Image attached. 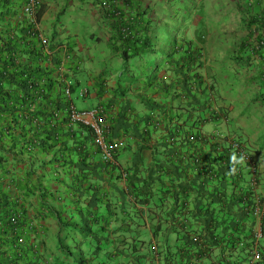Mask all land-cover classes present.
<instances>
[{
  "label": "trees",
  "instance_id": "1",
  "mask_svg": "<svg viewBox=\"0 0 264 264\" xmlns=\"http://www.w3.org/2000/svg\"><path fill=\"white\" fill-rule=\"evenodd\" d=\"M28 1L0 0V264H146V217L188 227V235H176L179 250L166 254L175 264L209 257L210 238L233 247L247 240L250 228L232 218L246 214L238 206L250 194L230 193L240 168L232 163L234 147L225 141L218 149L204 129L218 125L227 135L210 94L221 89L225 104L234 89L254 90L264 69L238 75L249 67L241 54L264 48V41L255 45L228 33L211 43L208 28L191 33V25L207 20L206 0H65L47 24L49 5L37 0V27L23 14ZM235 4L245 9L240 0ZM71 6L86 31L62 24ZM246 18L251 36L264 33L263 16ZM53 20L63 28L54 26L47 37ZM257 52L264 57V49ZM231 59L241 65L231 68ZM83 86L108 107L103 135L119 166L102 159L89 127L70 130L66 111L84 98ZM140 86L151 87L149 94L128 99ZM250 98L264 108V87ZM190 119L198 125L187 126ZM168 140L170 151L163 152ZM168 237L157 235L160 244Z\"/></svg>",
  "mask_w": 264,
  "mask_h": 264
},
{
  "label": "clouds",
  "instance_id": "2",
  "mask_svg": "<svg viewBox=\"0 0 264 264\" xmlns=\"http://www.w3.org/2000/svg\"><path fill=\"white\" fill-rule=\"evenodd\" d=\"M215 3L217 4V2ZM218 5L219 6L221 5L222 7V5L226 6L227 3L224 2L223 0V2L221 4L218 3ZM36 11L37 9L35 8L34 15L32 17H29L25 13L23 14L25 15L26 18L29 19V21L35 22V25L37 27V26H41V24L36 21ZM243 21L245 22V19ZM213 28H221V26L220 27L213 26ZM214 67L219 69L218 64H215ZM110 80L112 82L113 80H115V78L111 76ZM79 82H83V81L79 80ZM220 87L221 86H219V88ZM70 89H71L70 85H67L66 95L68 96L71 95ZM134 89H137V88H134ZM150 90H151V87H146V86H140L138 90L132 89L128 92L129 95L131 96V98H128V99L134 100L135 98L140 97L141 93H143V95L144 94L147 95L149 94ZM219 90L222 91L221 89ZM219 90L213 91L210 94V98H211V104L213 106V110L217 111L218 115H220L219 120L224 121L222 123V126H224L226 123L234 125L238 121L239 118H243V117L247 118V116L245 115L239 116L240 112L246 106V104L244 105L239 104V101L241 100V96H242L240 93L241 91L239 92V94L237 93L236 96L234 94L235 97L233 98L231 96L232 94L228 95V97H226L225 104H224L223 102H221V98L218 97V95H221L218 92ZM236 91L238 92V90ZM91 92L92 91L87 90L83 86L79 91V97H84L82 98L84 100L88 99L90 97ZM92 96L95 97V94L92 93ZM232 99H234V101H232ZM103 101L98 100V102L94 104L92 107H87V108H82L76 105V103H74V105H71V111L70 112L66 111L67 116H69V119L72 122L69 124V127H70V130L73 129L74 127L79 126L80 124L89 127V129L92 132L91 136H92L93 144L96 145L97 148L100 149L101 154H102V159H104L107 162H110L111 164L119 166L120 162L115 159V156L112 153V149L114 148H110V146L106 142L105 136L103 135L105 144L107 145L108 151H109L108 153H105L102 146L99 145L97 142V134L95 132L94 127L92 126V124L95 123V124L101 125L103 127V130L106 127V120H107L106 117L108 113V109H107L108 107L103 105L105 103ZM234 104L236 107H237V104L240 105V111L237 113V116H234L236 114L232 113L230 109V107ZM224 107L227 109L224 110ZM73 110L79 112V114L81 115L80 119L74 120L71 117ZM222 112L224 114H222ZM86 113H92L94 117L90 118L86 115ZM228 116L231 119L230 121H229ZM255 116H251V117H253L255 120ZM156 117L158 118L157 121L155 122L156 125H163L164 123L163 121L159 120V116H156ZM262 118H264V113H263ZM247 119H248L247 122H249V118ZM260 121L262 124L260 127L264 128V122L262 121V119ZM224 127L227 129L226 136H225L224 131H222V129L218 125H216L215 127H213L211 124L206 125L207 129H204V130L206 132V135H209L212 138H214L216 140V143L219 144L218 149L221 148L222 144L225 145V141H227L230 145L234 147V149L231 148V151H233L232 157L235 158V155H236L237 159L233 160L232 163L239 162L240 168L238 169V172L235 173V179L237 180L238 183L234 185L232 188H230V193L236 199L241 198L240 197L241 195L245 197L246 193H250V194L247 198L245 197L240 201L244 206L237 205L239 207V211H241L242 207H245V209L244 208L242 209L245 211L246 214H244L242 217H237L236 215H232V218L238 221L241 219V221L245 223L247 227L250 228V233H249V237L247 238V240L240 242L235 247H233L229 241H227L226 243H223L222 245H218L210 238L209 239L210 241H208L209 244L207 243V246H213V248L209 252V257L208 256L203 257L199 254H196V264H264V243H262V240L264 239V191H263L264 166L260 167V165L258 164V162L262 161V159L264 158V146H263L264 144L259 145L258 144L259 141L247 144L250 140L241 138L240 134L242 131L232 130V129L227 128L226 126ZM231 127H234V126H231ZM242 128L244 132L245 128L243 126ZM257 131L258 130H253V133ZM247 133H252V131L248 130ZM82 134L85 135L87 134V132H84ZM263 137H264V134L262 135V139ZM119 145H120V142L118 146ZM149 145L151 147L155 146L153 142H151ZM120 149H121L120 147L116 148L115 153L117 151H120ZM161 150L163 152H168L167 147H161ZM151 155L152 154H150L149 152L146 153V157H151ZM123 175L125 176V173H123ZM207 176L210 177L212 176V174L207 175ZM243 181L246 184L245 187L242 186ZM248 191H251V192H248ZM248 204H250L249 207H248ZM257 206L259 209L258 212L255 209ZM146 222L147 223H146V227H144V231L149 235L150 237L149 243L151 245L150 251H149V254L151 255L148 258L146 264H175L172 257L166 258V254H169V253L173 254L175 253V251L179 250L177 249L179 245L175 242L176 235L177 233H180L181 236L183 234L188 235L187 234L188 227L181 226V225L179 226V225H176L175 222L173 223L170 221L165 223L164 220H161L157 217L153 220L148 219V217H146ZM155 231H158V233H155ZM167 233L169 234L168 239L165 240L163 244H160V242L157 239V235L163 234L165 236V234ZM206 233L207 232L204 231L205 235ZM195 236L199 239L200 229H198L190 237L193 240H195ZM220 236L224 237L226 235H220ZM203 242L204 240L201 238L199 243L204 244ZM214 243L216 245H214ZM254 246L257 248V250L260 253V256L258 259H254V256H253Z\"/></svg>",
  "mask_w": 264,
  "mask_h": 264
},
{
  "label": "crops",
  "instance_id": "3",
  "mask_svg": "<svg viewBox=\"0 0 264 264\" xmlns=\"http://www.w3.org/2000/svg\"><path fill=\"white\" fill-rule=\"evenodd\" d=\"M44 1L47 2L49 5L48 12L44 16V24H47L52 13L54 14V12L56 10H58L59 7H61L60 5H62V2H64L65 0H44ZM237 1L238 0H224V2L227 3V5L225 6L224 9L221 8V5H220L218 7V8H220L219 12H224V10L225 11L228 10V12L232 14L231 15L232 19H238L239 18V19H241V22H243V20L245 19V22H244L245 24L248 21L246 16L249 17L250 15H253V16H257L258 18H261L262 16L264 17V15H262V14H264V0H240L242 3H244V5H246L245 9L243 11H239L235 8V7H237V4H235ZM222 2H223V0L218 1V3H220V4ZM245 24H241L240 29L237 28L236 25H234L233 27H225V33L227 32V34H228L232 30H239L241 32V36L237 37L236 38L237 40L238 39H245L247 43L250 42V40H252L255 45L258 44L259 40L264 41V33L260 32L262 29H260L259 32L255 31L254 35L251 36L249 34L248 26ZM255 28H256V26H253V29H255ZM217 29L218 28L213 29L214 32H216V33L219 32L218 31L219 29L218 30ZM227 34H224V36ZM224 36L220 37L219 34H217L215 36V39L221 43L222 40L224 41V39H223ZM231 38L232 37H229L228 39L233 41L234 39H231ZM225 40H227V36L225 37ZM226 49H227V51L233 50V48H231V47L230 48L227 47ZM261 49H264V48L260 47L257 50H261ZM257 50H253V47H250V48L247 47V49L244 50L245 52L243 54H241V56H243V59H245L247 62H249V67L246 68V71H245L246 73L244 72L243 77L244 76L250 77L251 75H258L260 73L262 67L264 69L263 53L257 52ZM234 63H235V61L233 60L232 65H230V67L234 66ZM260 67H261V69H260ZM263 87H264V75H263L262 81L260 79L257 81L254 90L261 91ZM254 90H250L249 93L241 91L240 93L242 96H241V100L239 101V104H241V105L246 104L247 113L244 114L245 116H248L250 111L256 110L257 114L255 116V120L253 117H251V118H249V122H247L248 119L246 117H243V118H239L238 121L234 125L226 123L224 126H226L229 129H232V130L242 131L240 134L241 138L246 139V140H250L247 144L259 141L258 144L261 145V144H264V137L262 139V135L264 134V128L260 127L262 125L260 120L262 119V121L264 122V118H262L263 113H264V108H260V107L256 106L255 104H251V102L248 103L251 99L250 96L253 95ZM231 96H232V98L235 97L234 94H232ZM232 101H234V99H232ZM239 104H237V107L239 109L235 106V104L230 107L232 113L236 114L234 116H237V113L240 111V105ZM222 114H224V113L222 112ZM237 125H240V129H234L233 127H231V126H237ZM241 125L245 128L244 132H243V128ZM248 130L252 131V133H247ZM253 130H258V131L253 133ZM263 191H264V187H263Z\"/></svg>",
  "mask_w": 264,
  "mask_h": 264
},
{
  "label": "rangeland",
  "instance_id": "4",
  "mask_svg": "<svg viewBox=\"0 0 264 264\" xmlns=\"http://www.w3.org/2000/svg\"><path fill=\"white\" fill-rule=\"evenodd\" d=\"M216 1H217V4H216V6L213 7L212 3L215 4ZM218 1H220V0H206L205 6H206L207 10H205L204 14L207 15V20L206 21L201 20L202 22H198V24L200 23L199 25L196 24V22H195L194 25L190 26V32L191 33L194 32V35L196 33V28H198L201 31L203 30L204 27L208 28L210 30L208 39L211 43L216 42L215 36L217 34H219L220 37H221V35L224 36V34H227V32L225 33V27H233L234 25H236V27L240 29L241 24H245L244 21L241 22V20L239 18L238 19H232L231 18L232 14L229 13L228 10H226V11L224 10V12H219L220 8H218L219 7ZM72 7L73 6H71L70 10H68L66 18L62 24L68 26L72 30H74V28H76L78 26L81 29H83L84 31H86L87 25L85 26V24L83 23L84 21H83V19H81L82 17L79 16L80 13L73 12L74 7H73V9H72ZM88 19H90V18H88ZM54 26L56 28H58V31L62 30V28H63L62 25L59 23V21L56 22L55 20H53V22H51V25L45 31V35L47 37H51ZM213 26H215V27L221 26V28H218L219 30L217 29L219 32H217V33L214 32L213 29H216V28H213ZM183 29H184V27H183ZM87 30H88V28H87ZM61 33L62 34H60V35L58 34V37L60 36V38H65L66 32H61ZM227 35H225L224 38ZM230 35L232 37L237 38V37L241 36V32L239 30H232L230 32ZM86 38H88L89 41L92 42L90 39V36H88V33L86 34ZM92 49H93L92 50L93 52L97 51L94 47H92ZM229 53L230 52L228 51L227 54H229ZM232 56L233 55H229L228 58H230V57L233 58ZM236 61L238 62V59H235V62ZM95 63L96 62L91 63V65L93 66L94 69H95V67H94ZM236 64H237V68L239 67V65H241V63L239 64V62ZM231 65H232V59H231ZM86 66H89V64L84 63L83 68ZM89 70H92V69H89ZM88 72H90V71H88ZM88 72H87V74H88ZM235 74H237V72H234V70L227 72V75H229L231 77H234ZM243 74H244L243 69H240V71L238 72V75L243 76ZM222 86H224L223 82H222ZM234 86H235V84H234ZM239 92H240V90L238 88V92L236 91V89H234L233 93L236 96L237 93L239 94ZM97 102H98V98L93 97L92 95H90V97L88 99H85V100L75 98V103L82 108L92 107ZM193 112H194V110H193ZM247 118H251V116L248 114ZM177 120H181V117H177ZM182 124H183V122H182ZM186 124H187V126L198 125V123H196V120H193V119H190L189 122H187ZM207 125H209V124H207ZM233 128L234 129H240V125L234 126ZM165 146L167 147V151H170L169 148L172 146V142L168 140V142L165 143ZM258 164L260 165V167H263L264 166V158L262 159V161H259ZM262 243H264V239L262 240Z\"/></svg>",
  "mask_w": 264,
  "mask_h": 264
},
{
  "label": "built area",
  "instance_id": "5",
  "mask_svg": "<svg viewBox=\"0 0 264 264\" xmlns=\"http://www.w3.org/2000/svg\"><path fill=\"white\" fill-rule=\"evenodd\" d=\"M37 3L38 1L37 0H29V2L25 5L24 9H23V13L27 14L29 17H32L34 15V11H35V8L37 6ZM68 91V89H67ZM86 115L90 118H93V114L92 113H86ZM71 117L74 119V120H78L81 118V115L79 114V112L73 110L72 114H71ZM92 126L94 127L95 129V132L97 134V142L99 145L102 146L103 150L105 151V153H108V147L107 145L105 144V141H104V137H103V127L101 125H98V124H95L93 123ZM111 148V147H110ZM256 211L258 212V206L255 208ZM253 256H254V259H258L259 256H260V253L259 251L257 250V248L254 246L253 248Z\"/></svg>",
  "mask_w": 264,
  "mask_h": 264
}]
</instances>
